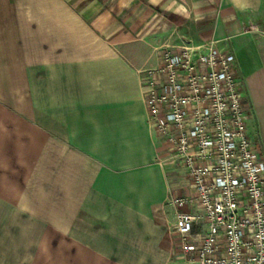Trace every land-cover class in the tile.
Returning a JSON list of instances; mask_svg holds the SVG:
<instances>
[{
  "label": "crops",
  "instance_id": "1",
  "mask_svg": "<svg viewBox=\"0 0 264 264\" xmlns=\"http://www.w3.org/2000/svg\"><path fill=\"white\" fill-rule=\"evenodd\" d=\"M121 1L0 0V264H188L171 203L187 184L148 122L146 41L116 7L173 45L229 49L264 144V0Z\"/></svg>",
  "mask_w": 264,
  "mask_h": 264
},
{
  "label": "built area",
  "instance_id": "2",
  "mask_svg": "<svg viewBox=\"0 0 264 264\" xmlns=\"http://www.w3.org/2000/svg\"><path fill=\"white\" fill-rule=\"evenodd\" d=\"M148 122L186 192L173 231L188 264H264V157L247 131L232 54L216 39L164 47L139 71Z\"/></svg>",
  "mask_w": 264,
  "mask_h": 264
},
{
  "label": "rangeland",
  "instance_id": "3",
  "mask_svg": "<svg viewBox=\"0 0 264 264\" xmlns=\"http://www.w3.org/2000/svg\"><path fill=\"white\" fill-rule=\"evenodd\" d=\"M75 1V0H72ZM80 4L82 5H88L90 3V0H78ZM127 0H122L121 1V5L124 6V3L122 2H126ZM99 5L103 4L105 7L107 6V4H110L108 2V0H98ZM117 1H115L114 5L117 6ZM112 5V3H111ZM126 6H124L125 8H120L118 9L116 7V11L119 15H121L124 19L125 22L129 25V26H133V29H137V31L135 33H133V37L138 41H146L143 43L144 46L146 47H142L143 49L140 50L144 53V55L146 56V62L142 65V68H147V67H152L155 64V56H157V53L164 47L167 46H171L174 43L173 42H168L166 41V39L169 38L170 34L169 32H167V30H162V32L160 33H150L147 31L150 29V27L153 24V20H149L147 17H145L144 15L142 17H139V14L142 15V13L140 12L139 8H137V6H131L126 3ZM129 6V7H128ZM121 20V19H120ZM147 27L146 29V33H144V29ZM143 28V29H142ZM142 37H146V39L142 40ZM154 46H157L158 48H153ZM141 48V47H139ZM137 49V48H136ZM246 113L250 114V111L248 110ZM256 114H252L251 117H249L246 121V125H247V131L249 132V134L251 135L252 140L255 142V146L258 150V152L260 153V155L262 157H264V144H262V142L260 141V138L257 136V133L260 132V125L258 124V119H257ZM169 157H171L169 155ZM180 173V172H179ZM180 178L183 179L182 174L180 173Z\"/></svg>",
  "mask_w": 264,
  "mask_h": 264
}]
</instances>
